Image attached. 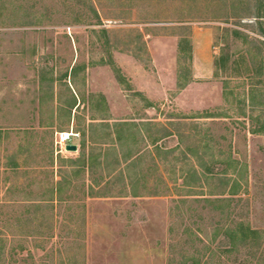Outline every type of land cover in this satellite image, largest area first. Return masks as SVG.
Segmentation results:
<instances>
[{
    "label": "rangeland",
    "instance_id": "374dc122",
    "mask_svg": "<svg viewBox=\"0 0 264 264\" xmlns=\"http://www.w3.org/2000/svg\"><path fill=\"white\" fill-rule=\"evenodd\" d=\"M255 9L0 0V264H264Z\"/></svg>",
    "mask_w": 264,
    "mask_h": 264
},
{
    "label": "trees",
    "instance_id": "16d2710c",
    "mask_svg": "<svg viewBox=\"0 0 264 264\" xmlns=\"http://www.w3.org/2000/svg\"><path fill=\"white\" fill-rule=\"evenodd\" d=\"M241 2V0H238V2ZM246 3L248 4V7L250 6L251 3H254L256 7V11L254 13H251L252 17L256 19V21H260V19L264 18V0H246ZM226 34H231L235 37H239V32L236 30H229L225 29ZM261 35L264 37V31L261 29ZM225 49H227V44H224L223 49L221 50L220 56L216 59L215 63L216 65L219 64V61H224L223 55L225 54ZM236 184V182H234ZM234 184V185H235ZM232 185V187H234ZM232 195V194H231ZM261 232L259 230H253L249 226H245L242 222H239L234 226L233 228L227 227L225 228L222 233L219 235L223 239V242L225 241L227 245L235 249L237 247V244H244L248 241L255 242L256 240L258 241L261 237ZM256 241V242H257Z\"/></svg>",
    "mask_w": 264,
    "mask_h": 264
},
{
    "label": "built area",
    "instance_id": "2783aa9c",
    "mask_svg": "<svg viewBox=\"0 0 264 264\" xmlns=\"http://www.w3.org/2000/svg\"><path fill=\"white\" fill-rule=\"evenodd\" d=\"M74 135L72 133H68V132H62L58 134L57 137V145H59V153H62L63 150H65V146L68 144H71V138Z\"/></svg>",
    "mask_w": 264,
    "mask_h": 264
},
{
    "label": "water",
    "instance_id": "95a60500",
    "mask_svg": "<svg viewBox=\"0 0 264 264\" xmlns=\"http://www.w3.org/2000/svg\"><path fill=\"white\" fill-rule=\"evenodd\" d=\"M65 150L70 152H75L77 150V147L74 144H68L65 146Z\"/></svg>",
    "mask_w": 264,
    "mask_h": 264
}]
</instances>
